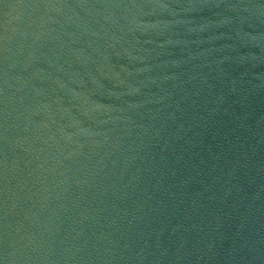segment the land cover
<instances>
[{"label":"water","instance_id":"1","mask_svg":"<svg viewBox=\"0 0 264 264\" xmlns=\"http://www.w3.org/2000/svg\"><path fill=\"white\" fill-rule=\"evenodd\" d=\"M264 185V0H0V264H243Z\"/></svg>","mask_w":264,"mask_h":264}]
</instances>
